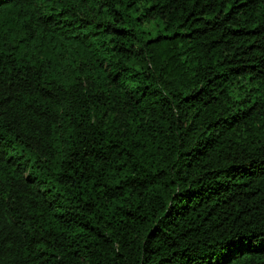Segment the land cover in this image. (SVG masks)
Masks as SVG:
<instances>
[{
    "label": "trees",
    "instance_id": "1",
    "mask_svg": "<svg viewBox=\"0 0 264 264\" xmlns=\"http://www.w3.org/2000/svg\"><path fill=\"white\" fill-rule=\"evenodd\" d=\"M0 264H264V0H0Z\"/></svg>",
    "mask_w": 264,
    "mask_h": 264
},
{
    "label": "rangeland",
    "instance_id": "2",
    "mask_svg": "<svg viewBox=\"0 0 264 264\" xmlns=\"http://www.w3.org/2000/svg\"><path fill=\"white\" fill-rule=\"evenodd\" d=\"M158 25L154 21H148L143 23V28L150 32V33H155Z\"/></svg>",
    "mask_w": 264,
    "mask_h": 264
}]
</instances>
